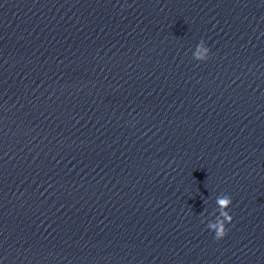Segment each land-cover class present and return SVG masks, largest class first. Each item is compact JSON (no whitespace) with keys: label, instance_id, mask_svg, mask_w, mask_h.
Wrapping results in <instances>:
<instances>
[{"label":"clouds","instance_id":"9594fccd","mask_svg":"<svg viewBox=\"0 0 264 264\" xmlns=\"http://www.w3.org/2000/svg\"><path fill=\"white\" fill-rule=\"evenodd\" d=\"M210 51L211 50L206 46V43L201 40L196 46V49L193 53V58L199 62L207 61L209 59ZM232 202V198L227 194H222L216 198L217 208L213 212L215 221H210L207 224V228L214 233V238L216 240H221L228 234L226 225L231 224L233 221V217L228 211L232 205ZM217 212L218 215H216Z\"/></svg>","mask_w":264,"mask_h":264}]
</instances>
